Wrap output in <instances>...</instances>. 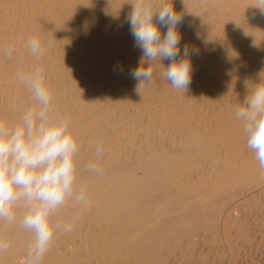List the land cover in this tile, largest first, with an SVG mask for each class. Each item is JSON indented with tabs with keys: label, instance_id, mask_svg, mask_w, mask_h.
<instances>
[{
	"label": "bare ground",
	"instance_id": "bare-ground-1",
	"mask_svg": "<svg viewBox=\"0 0 264 264\" xmlns=\"http://www.w3.org/2000/svg\"><path fill=\"white\" fill-rule=\"evenodd\" d=\"M166 2L185 17L181 54L184 44L199 49L185 92L155 64L137 90L129 71L141 52L124 23L131 0H0V47L14 48L0 56V118L14 125L34 103L15 73L43 67L55 114L70 118L82 146L77 178L92 202L43 264H235V241L261 228L253 207L235 204L259 199L264 214V173L234 113L264 82V15L255 0ZM31 37L42 39V58L25 47ZM98 142L102 178L84 170ZM0 236L11 245L0 264H25L30 235L5 224Z\"/></svg>",
	"mask_w": 264,
	"mask_h": 264
},
{
	"label": "clouds",
	"instance_id": "clouds-1",
	"mask_svg": "<svg viewBox=\"0 0 264 264\" xmlns=\"http://www.w3.org/2000/svg\"><path fill=\"white\" fill-rule=\"evenodd\" d=\"M130 5L124 23L133 46L141 52L138 66L129 71L138 82L137 90L152 83L155 64L163 69L158 73L161 79L174 91L185 92L191 84L190 57L198 56L199 49L184 44L181 54L182 36L177 29L184 22V14L166 0H131ZM254 7L264 15V0H255ZM162 27L167 29L163 35ZM25 47L33 57L45 54L41 38H29ZM13 52L12 46L0 47V56L11 58ZM162 60L170 61L167 67ZM15 79L29 91L34 103L14 125L0 118V225H15L28 233L31 239L25 264H43L57 235L73 233L92 202L87 187L77 178V156L82 146L70 118L55 114L45 69L36 66L27 72L18 71ZM234 115L242 123L246 147L264 173V82L250 89L243 103L235 106ZM104 152L103 143H96L95 158L84 164V170L102 178L105 169L99 161ZM70 205L77 211L61 218ZM10 246L0 236V256Z\"/></svg>",
	"mask_w": 264,
	"mask_h": 264
},
{
	"label": "rangeland",
	"instance_id": "rangeland-1",
	"mask_svg": "<svg viewBox=\"0 0 264 264\" xmlns=\"http://www.w3.org/2000/svg\"><path fill=\"white\" fill-rule=\"evenodd\" d=\"M241 201H243V202H245V204L250 205L251 207H253L252 208L253 209L252 212L259 213V215L257 216V219L255 221L260 224V227L261 228L258 227L259 226V224H258L257 229L258 228L259 229L257 231H254V229H253L254 228V225L252 224L253 227L251 225H249V229H248L247 232L248 233L251 232V233H249L250 235H247V240L235 241V246L236 245L238 247L239 246H243V248H240L241 249V253H240V249L238 247L237 248L235 247V249H236L235 252H237L236 255H240V256H235V264L237 263L236 259L238 257H239L238 258V264H242V263L243 264H260V262H261V264H264V244H263L264 243V227L262 228V225H264V214H262V210H261V213H260V209H263V208H261V204H260L261 203L260 202L261 200L254 199L253 201L252 200H248L247 201V200L241 199L239 202L235 201V204L236 203H240ZM250 227L252 228L251 230H250ZM253 231H254V233H252ZM250 237H252V239ZM257 239L258 240L260 239V240L258 241ZM261 239H262V241H261ZM236 242H237V244H236ZM252 244H253V246H252ZM247 246H250V247H247ZM238 249H239V252H238ZM248 249H249V251H248ZM241 255H244V257L241 256ZM188 260H189V262H191L192 261V258L191 257H187L186 262H188ZM252 260H254V261H252Z\"/></svg>",
	"mask_w": 264,
	"mask_h": 264
}]
</instances>
